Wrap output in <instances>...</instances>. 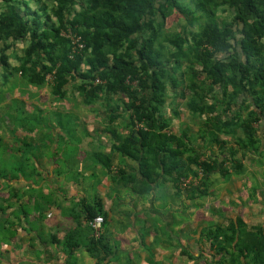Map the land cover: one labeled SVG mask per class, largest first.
I'll return each instance as SVG.
<instances>
[{"label":"trees","instance_id":"16d2710c","mask_svg":"<svg viewBox=\"0 0 264 264\" xmlns=\"http://www.w3.org/2000/svg\"><path fill=\"white\" fill-rule=\"evenodd\" d=\"M174 10L183 13L186 21L169 45L163 31ZM205 14L204 28L195 35L196 14L179 0H0V64L9 70L4 80L20 73L41 86L50 75L52 92L61 98L75 81L87 104L102 99L110 104V97L126 94L124 109L110 107L108 119L115 123L127 114L128 134L112 132L110 152H96V163L111 174L115 187L141 193L150 192L159 181L178 186L182 178L197 177L202 169L199 185L189 190L203 196L207 174L220 167L226 175L229 169L225 160L202 159L182 135L170 132L171 117L164 109L168 88L182 81L181 61L198 68L204 76L203 91L211 85L221 88L213 109L220 110L222 117L213 120V129L225 135L239 133L238 140L247 148L258 146L254 124L264 120V0H238L233 17L222 23L213 13ZM67 28L82 35L85 43L82 53L73 57L70 40L61 34ZM17 43L27 46L13 64L5 52ZM250 107L252 112L245 116L242 110ZM115 153L136 161L137 170L113 171ZM229 160L233 171L239 172L241 160ZM84 212L89 221L100 214L106 217L99 201L87 204ZM257 231V238L251 236L237 216L203 228L202 235L217 254L226 255L220 264H249V256L253 264H264V231ZM66 239L72 250L80 247L70 236ZM101 241L102 235L92 237L85 247L94 252L99 246L106 252Z\"/></svg>","mask_w":264,"mask_h":264},{"label":"crops","instance_id":"0c3cea01","mask_svg":"<svg viewBox=\"0 0 264 264\" xmlns=\"http://www.w3.org/2000/svg\"><path fill=\"white\" fill-rule=\"evenodd\" d=\"M25 123L21 119L17 125ZM93 136L79 150L85 156L89 150L90 158L84 157L76 166L73 154L64 160L69 149L63 150L56 137L49 147L50 163L23 167L31 176L18 180L25 186L12 187L16 196L0 193V264H209L212 260L220 264L226 255L215 252L202 235L203 228L240 216L251 236H259L258 228L264 231V156L257 152L236 156L242 166L234 172L230 160L215 151L229 171L222 175L218 167L207 174L206 195L192 194L190 187L171 181H159L150 192L141 193L114 186L111 174L94 157L96 152H110V138ZM8 162L0 157L2 174ZM119 168L132 172L137 162L115 153L112 169ZM40 172L48 175L39 177ZM96 201L106 213L101 231L106 252L99 246L94 252L85 247L96 236L90 233L84 209ZM68 236L80 243L78 249L66 245ZM246 261L254 263L250 256Z\"/></svg>","mask_w":264,"mask_h":264},{"label":"rangeland","instance_id":"374dc122","mask_svg":"<svg viewBox=\"0 0 264 264\" xmlns=\"http://www.w3.org/2000/svg\"><path fill=\"white\" fill-rule=\"evenodd\" d=\"M179 1L187 4L196 14V21L192 26L195 35H198L204 28L206 11L213 13V16L222 23L233 17L238 2V0ZM185 21V15L178 10H174L166 18L163 39L167 44H174L176 35L182 31ZM187 37L190 41H194L193 36L187 35ZM2 46L3 43L0 42V50ZM26 46L27 43H17L14 47L8 48L5 53L8 54L9 61L15 64L14 57L20 56ZM236 46L232 47V50H235ZM6 71L9 70H5L3 64H0V145L6 143L4 148L0 147V157H6L7 162L9 161L8 167L0 176V193L7 194L9 192L11 197L16 196L13 188H18L17 185H21V180H18L28 179L31 176L24 173L23 167L36 166L39 163L49 164L52 149L49 150V147L56 137L63 150L67 147L69 149L68 156H65L64 160L71 159L69 156L73 154V159L77 161L73 165L76 166L84 157L90 158L89 150L84 152L87 156L79 150L82 149L83 142L89 143L88 138L93 134L107 135L111 143L112 132L118 131L125 136L128 134L127 114L115 123H110L108 119L110 107L124 109V102L129 100L126 94L110 97V104L105 99L87 104L84 97L76 91L77 83L75 81L69 85L66 96L61 98L52 92V77L50 75L43 85L38 86L23 79L20 73L12 74L9 81L6 82L4 80ZM179 73L183 74L182 81L178 87L169 86L168 99L164 108L166 115L171 117L170 132L182 135L189 145L202 154V159L210 157L219 160L216 157L220 155L228 160L245 152L247 155L257 152L258 156H264V120L254 124L257 128L259 144L251 148L245 147L242 141L238 140L239 133L237 136H232L216 132L212 123L214 119L221 118L222 114L220 110L213 109V104L220 99L221 88L211 85L206 91H203V74L198 68L188 67L186 61H181ZM173 110L178 111L179 114L174 115ZM251 110L252 107L244 108L242 112L247 116L252 112ZM21 119H26L27 123L19 127L17 123ZM70 135L79 136V138H70ZM241 135L243 136V134ZM66 138L70 140L68 141ZM73 149H78V152L74 153ZM215 151H218L219 155ZM59 158H61L60 155ZM38 168V166L32 167V172L36 173ZM60 173L62 176L64 175L63 172ZM38 175L41 177L48 173L40 172ZM57 180H61L59 176ZM21 186H25V183ZM77 226H81V224ZM89 226L92 236L102 235L101 233L97 235L90 224Z\"/></svg>","mask_w":264,"mask_h":264},{"label":"built area","instance_id":"2783aa9c","mask_svg":"<svg viewBox=\"0 0 264 264\" xmlns=\"http://www.w3.org/2000/svg\"><path fill=\"white\" fill-rule=\"evenodd\" d=\"M61 34L67 37L72 44L71 57H73L77 53H82L83 49L85 48V43L83 41L82 35H80L71 28L63 29ZM97 81L99 80L97 79ZM203 176H204V171L202 169H199L197 177L190 176V177L182 178L181 185L184 188H189L193 185H197L198 183H200V180L202 179ZM104 221L105 219L102 215H97L89 221L91 227L93 228L94 232L97 235H100ZM209 264H219V263L213 261L210 262Z\"/></svg>","mask_w":264,"mask_h":264}]
</instances>
